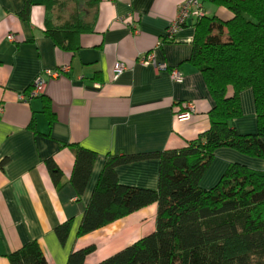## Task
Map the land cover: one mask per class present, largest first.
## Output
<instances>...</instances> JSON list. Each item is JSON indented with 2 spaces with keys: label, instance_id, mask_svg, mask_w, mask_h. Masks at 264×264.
<instances>
[{
  "label": "crops",
  "instance_id": "obj_1",
  "mask_svg": "<svg viewBox=\"0 0 264 264\" xmlns=\"http://www.w3.org/2000/svg\"><path fill=\"white\" fill-rule=\"evenodd\" d=\"M181 1L99 0L92 31L68 52L44 35L41 0H32L27 20L19 16L24 0H0V264H9L8 255L31 240L48 264H66L71 251L94 245L86 264H95L154 229L156 204L151 203L76 234L107 155L177 149L209 126L212 100L188 61L196 18L166 37ZM210 12L224 19L229 15L213 6ZM146 52L167 68L140 64ZM119 62L125 69L115 75ZM66 66L67 71L47 79L43 95L27 103L17 100L37 74ZM173 67L182 75L180 82L170 78ZM189 104L191 117L177 120L175 114ZM240 104L242 114L232 124L240 133L254 132L249 88L241 91ZM76 146L97 154L80 197L69 181ZM49 158L61 171L58 185L46 166ZM231 162L264 169V158L219 147L201 186L211 187ZM157 171L153 158L116 167L120 183L148 188H156ZM66 220L71 227L61 242L54 229Z\"/></svg>",
  "mask_w": 264,
  "mask_h": 264
},
{
  "label": "trees",
  "instance_id": "obj_2",
  "mask_svg": "<svg viewBox=\"0 0 264 264\" xmlns=\"http://www.w3.org/2000/svg\"><path fill=\"white\" fill-rule=\"evenodd\" d=\"M99 0H41L43 33L62 51L74 52L80 36L92 31ZM188 61L200 72L212 105L209 126L177 149L109 154L102 165L77 235H83L151 203L156 204L154 229L95 264H264V169L239 162L227 165L209 188L201 179L219 147L264 158V0H200ZM32 0L19 13L29 18ZM204 4L224 8L227 18ZM252 91L256 130L240 133L233 126L241 116L240 93ZM96 153L74 150L69 177L80 197ZM153 158L158 161L157 186L120 183L118 165ZM46 166L55 185L61 171L51 158ZM71 221L55 227L64 242ZM90 245L71 251L66 264H86ZM9 264H48L36 240L8 255Z\"/></svg>",
  "mask_w": 264,
  "mask_h": 264
},
{
  "label": "built area",
  "instance_id": "obj_3",
  "mask_svg": "<svg viewBox=\"0 0 264 264\" xmlns=\"http://www.w3.org/2000/svg\"><path fill=\"white\" fill-rule=\"evenodd\" d=\"M203 14V5L200 0H182L179 4L176 16L169 23L166 29V37L170 38L173 34L179 30L189 17L199 18ZM8 40L13 41L15 39L14 35L9 34L7 36ZM142 65L151 64L158 70H163L167 68L166 63L158 62L153 54V52H146L139 56L137 60ZM68 67H62L54 70H43L42 73L37 74L32 80L29 88L20 92L17 96V100L20 102L27 103L32 98L38 97L44 94V89L46 86V81L48 78H54L67 71ZM125 69V65L121 62L115 64L114 73L118 75L122 70ZM170 78L175 82H180L182 80V75L177 68L170 69ZM194 109L192 104L186 106L183 110L175 114L177 120H188L191 117V112Z\"/></svg>",
  "mask_w": 264,
  "mask_h": 264
},
{
  "label": "rangeland",
  "instance_id": "obj_4",
  "mask_svg": "<svg viewBox=\"0 0 264 264\" xmlns=\"http://www.w3.org/2000/svg\"><path fill=\"white\" fill-rule=\"evenodd\" d=\"M204 7H205V9L207 10V11H209V10H211V8H212V5H210V4H204ZM215 6H213V8H214ZM202 180V179H201Z\"/></svg>",
  "mask_w": 264,
  "mask_h": 264
}]
</instances>
